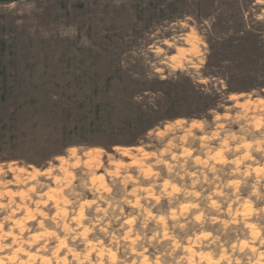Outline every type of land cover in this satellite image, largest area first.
<instances>
[{
  "label": "rangeland",
  "instance_id": "obj_1",
  "mask_svg": "<svg viewBox=\"0 0 264 264\" xmlns=\"http://www.w3.org/2000/svg\"><path fill=\"white\" fill-rule=\"evenodd\" d=\"M263 86L264 0H0V264H264Z\"/></svg>",
  "mask_w": 264,
  "mask_h": 264
},
{
  "label": "trees",
  "instance_id": "obj_2",
  "mask_svg": "<svg viewBox=\"0 0 264 264\" xmlns=\"http://www.w3.org/2000/svg\"><path fill=\"white\" fill-rule=\"evenodd\" d=\"M258 88L260 89V87H253V86L250 87L249 86V87H246L244 89H241V91H239V92L251 93L253 90H259ZM261 88H264V86ZM232 92H235V90H233ZM260 92H262V91H260Z\"/></svg>",
  "mask_w": 264,
  "mask_h": 264
},
{
  "label": "bare ground",
  "instance_id": "obj_3",
  "mask_svg": "<svg viewBox=\"0 0 264 264\" xmlns=\"http://www.w3.org/2000/svg\"><path fill=\"white\" fill-rule=\"evenodd\" d=\"M259 1H261V0H259ZM38 171H39V170H37V169L35 170V172H38Z\"/></svg>",
  "mask_w": 264,
  "mask_h": 264
}]
</instances>
